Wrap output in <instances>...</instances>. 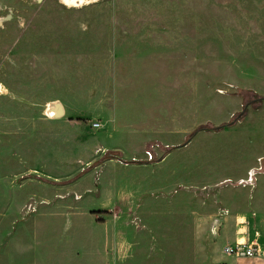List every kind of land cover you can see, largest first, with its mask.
Returning <instances> with one entry per match:
<instances>
[{
    "label": "rangeland",
    "instance_id": "rangeland-1",
    "mask_svg": "<svg viewBox=\"0 0 264 264\" xmlns=\"http://www.w3.org/2000/svg\"><path fill=\"white\" fill-rule=\"evenodd\" d=\"M166 29L190 38L115 45ZM247 90L264 0H0V264H241L264 110L224 125Z\"/></svg>",
    "mask_w": 264,
    "mask_h": 264
},
{
    "label": "crops",
    "instance_id": "crops-1",
    "mask_svg": "<svg viewBox=\"0 0 264 264\" xmlns=\"http://www.w3.org/2000/svg\"><path fill=\"white\" fill-rule=\"evenodd\" d=\"M116 34V40H122L120 43H115L117 46H121L122 43L124 44L125 41L133 39L136 42H142L143 44H146L149 47H154L155 49L160 47L164 48L165 50L170 45H173L175 43H179L181 39L189 40L190 35L187 31H181L176 32L173 31V29H166L165 31L160 30H136L134 32L130 31H123V32H117ZM200 32L198 33V41ZM195 36V35H194ZM157 50V49H156ZM155 56V55H154ZM164 61V60H163ZM242 101L240 104H238L237 108L234 109L233 113L236 111H239L242 106ZM261 109L259 110H252L250 109L245 119L249 118L251 114L259 113L264 110V101L261 105ZM232 113V114H233ZM262 157V156H261ZM259 157V159L261 158ZM261 186V183L259 185V188ZM259 188L257 192H259ZM257 197V196H256ZM230 204L228 205L230 207L229 211L231 213L230 217L228 218V222L232 228H237L238 232H245L246 235L244 236V241L239 243H251L256 242L259 246V254L256 257L253 258H246L241 257L239 259H242L240 261L241 264H264V243H261L262 238H264V205L263 202L259 198H253L252 203L249 204L248 210L244 208V206L239 204L238 200L231 199ZM217 220V219H216ZM219 222L221 219H219ZM215 222V221H214ZM114 236V243H120V240L122 236H120L122 230L116 226L112 229ZM259 235V238H255V234ZM261 239V240H260ZM110 240V237L108 238V241ZM237 242V243H238ZM228 255V254H227ZM232 256V255H230Z\"/></svg>",
    "mask_w": 264,
    "mask_h": 264
},
{
    "label": "trees",
    "instance_id": "trees-1",
    "mask_svg": "<svg viewBox=\"0 0 264 264\" xmlns=\"http://www.w3.org/2000/svg\"><path fill=\"white\" fill-rule=\"evenodd\" d=\"M243 94H244V106H243V110L239 113H236L233 118L231 119V121L227 124H225L224 126H227V125H233L235 124L237 121L243 119L245 117V115L247 114L248 112V109L249 107L251 106L253 109L257 110L260 108V106L262 105V98L259 94L253 92V91H243ZM208 128V125L206 126H201L198 128V130H201V129H207ZM221 127L219 128H215L216 130H219Z\"/></svg>",
    "mask_w": 264,
    "mask_h": 264
},
{
    "label": "built area",
    "instance_id": "built-area-1",
    "mask_svg": "<svg viewBox=\"0 0 264 264\" xmlns=\"http://www.w3.org/2000/svg\"><path fill=\"white\" fill-rule=\"evenodd\" d=\"M95 127L99 128V124H94ZM254 181L250 179L248 181L249 184H252ZM245 184V182H242ZM214 224L218 225L219 220H215ZM226 254L228 255H235L238 257H246V258H253L259 254V246L256 242L251 243H237L236 247L228 246L225 249Z\"/></svg>",
    "mask_w": 264,
    "mask_h": 264
},
{
    "label": "bare ground",
    "instance_id": "bare-ground-1",
    "mask_svg": "<svg viewBox=\"0 0 264 264\" xmlns=\"http://www.w3.org/2000/svg\"><path fill=\"white\" fill-rule=\"evenodd\" d=\"M60 112H62V111L60 110Z\"/></svg>",
    "mask_w": 264,
    "mask_h": 264
}]
</instances>
